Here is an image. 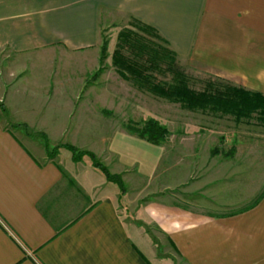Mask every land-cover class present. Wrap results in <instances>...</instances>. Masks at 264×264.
<instances>
[{
    "label": "crops",
    "instance_id": "obj_1",
    "mask_svg": "<svg viewBox=\"0 0 264 264\" xmlns=\"http://www.w3.org/2000/svg\"><path fill=\"white\" fill-rule=\"evenodd\" d=\"M130 19L154 28L182 65L264 95V0H0V264H264V198L226 217L184 207L163 192L188 186L187 175L159 188L155 161L135 174L157 186L128 187L122 175V194L86 158L48 160L9 129L31 128L30 112L42 121L26 100L44 99L45 111L72 79L53 74L47 92L25 79L42 60L28 56L97 66L103 31ZM108 152L128 161L119 142Z\"/></svg>",
    "mask_w": 264,
    "mask_h": 264
},
{
    "label": "rangeland",
    "instance_id": "obj_2",
    "mask_svg": "<svg viewBox=\"0 0 264 264\" xmlns=\"http://www.w3.org/2000/svg\"><path fill=\"white\" fill-rule=\"evenodd\" d=\"M129 24L131 19L103 31L102 42H107V49L102 62L101 53L96 58L97 66L96 62H87L81 63L80 68L78 63L83 60L80 57L74 59L73 69L69 71V68L58 66L60 62L56 59L50 61L41 56H28L27 60L43 61L29 66L25 79L46 86L44 90L47 92L53 86L50 83L53 74L59 75L60 80L72 79L58 84L64 89L52 93V97L46 100L45 111L41 108L45 105H42L44 99L26 100L25 104L34 107V112L41 111L42 121L32 122L39 114L30 112L31 128L10 125L9 129L22 142H34L43 149L41 133L48 138V150L69 144L79 151L91 152L111 173L115 168L120 170L117 175L122 181V175L125 176L128 187L143 184L149 190L150 186L151 189L157 186L158 182L139 179L135 174L152 161L157 163L154 174L159 176V188L169 183L167 178L170 176L183 178L187 175L188 186L163 192L174 195L178 202H186L188 205L184 204V207H202L220 217L250 210L264 193V125L258 121L257 114L236 122L228 115L182 109L179 104L155 97L122 79L112 65V54L117 48L118 33L129 28ZM179 64L189 77L188 85L194 90H202L205 80L214 78L200 68ZM163 70L164 66L151 75L157 82H171V74ZM72 93L73 96L68 98L67 95ZM55 110L61 113L58 116L52 113L51 116L49 112ZM149 119L156 120L169 132L168 138L159 145H153L126 129L129 122ZM110 142H119L128 156L125 164L113 161L108 152ZM69 153L64 148L57 151V155L63 154L62 159ZM85 158L87 163L91 162L86 156L82 161Z\"/></svg>",
    "mask_w": 264,
    "mask_h": 264
},
{
    "label": "trees",
    "instance_id": "obj_3",
    "mask_svg": "<svg viewBox=\"0 0 264 264\" xmlns=\"http://www.w3.org/2000/svg\"><path fill=\"white\" fill-rule=\"evenodd\" d=\"M117 38L118 44L112 54V65L122 79L130 81L155 97L170 103H177L182 109L228 115L232 116L236 122L249 119L251 115L257 114L258 121L264 125V95L242 87H235L218 77L205 80L204 87L200 91L192 89L188 85V75L177 62L176 54L168 48L166 41L154 28L136 19H131L129 28L121 29ZM106 49L107 42H102L100 62L105 58ZM162 66H164L163 71L171 74V82H157L151 75L153 71L161 70ZM126 129L153 145L163 143L169 136L168 130L154 119L139 123L129 122ZM40 137L44 141L47 159H54L59 148L69 151L75 163L80 162L86 156L107 182L115 184L122 194L125 192L121 177L112 174L93 153L79 151L69 144L48 150L47 136L41 133ZM263 198L264 193L249 209L255 207Z\"/></svg>",
    "mask_w": 264,
    "mask_h": 264
}]
</instances>
